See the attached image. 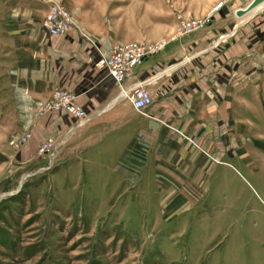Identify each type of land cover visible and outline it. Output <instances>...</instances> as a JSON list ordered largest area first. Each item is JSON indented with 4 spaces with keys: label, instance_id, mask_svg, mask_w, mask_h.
Instances as JSON below:
<instances>
[{
    "label": "rangeland",
    "instance_id": "rangeland-1",
    "mask_svg": "<svg viewBox=\"0 0 264 264\" xmlns=\"http://www.w3.org/2000/svg\"><path fill=\"white\" fill-rule=\"evenodd\" d=\"M60 1L79 26L110 33L113 44L164 40L155 53L217 26L222 41L204 55L201 75L169 93L186 107L195 95L205 100V162L194 196L173 195L190 192L188 173L102 180L98 164L81 156L84 142L40 126L46 111L64 109L45 108L64 87L40 100L24 83L39 80L28 65L41 56L36 39L63 35L42 27L47 2L0 0V264H264V0L222 17L227 0ZM159 100L138 109L144 151L158 129L148 109ZM173 119L159 126L195 144Z\"/></svg>",
    "mask_w": 264,
    "mask_h": 264
},
{
    "label": "crops",
    "instance_id": "crops-1",
    "mask_svg": "<svg viewBox=\"0 0 264 264\" xmlns=\"http://www.w3.org/2000/svg\"><path fill=\"white\" fill-rule=\"evenodd\" d=\"M249 1L227 0L219 16H227L230 11L235 14L236 8L245 6ZM95 16L94 19L97 18ZM84 25L86 30L80 27L93 39L98 49L109 53L114 37L110 33H100L88 23L84 22ZM217 29V26L204 27L169 42L159 52L146 56L122 83H118L105 67L95 64L98 49L79 36L74 28L63 35L39 36L36 45L41 56L30 58L28 64L30 74L33 68L38 69L39 80L26 76L24 83L33 90L37 89L40 100L48 98L54 87H64L75 94L76 103L92 116L85 125L73 126L77 117L72 113L64 109L46 111L40 118V126H53L62 131V135L67 131L64 140L69 135L73 140L84 142L81 146H85V150L81 156L89 163L98 164L94 171H99L97 174H102L100 178L104 181L123 182L130 178L128 175L140 172L177 176L188 173L189 179L194 181L190 192L173 195H197L192 191L198 188L199 165L205 162L201 144L206 146L207 107L205 100L201 106L199 95L197 98L195 95L191 107H186L182 96L174 102L169 93L172 87L195 81L201 75L206 62L204 55L222 41ZM142 79H150L152 100L160 99L159 106L148 109L147 115L157 119L154 122L158 129L154 131L147 151L141 144L145 135L139 130L145 124L142 111L125 107L123 100L126 97L120 93L122 87ZM164 118L168 122L174 118L173 126L191 134L196 143H187L180 135L160 127V120ZM128 127L131 129L128 130ZM133 139L138 144H133ZM143 164L148 165L145 168ZM175 164L179 165V170H173L171 165Z\"/></svg>",
    "mask_w": 264,
    "mask_h": 264
},
{
    "label": "built area",
    "instance_id": "built-area-1",
    "mask_svg": "<svg viewBox=\"0 0 264 264\" xmlns=\"http://www.w3.org/2000/svg\"><path fill=\"white\" fill-rule=\"evenodd\" d=\"M47 8L42 17V27L50 34H64L70 28H74L79 36L92 43L97 49L93 39L75 21L70 11L60 0H45ZM219 1L215 8L222 5ZM188 24H191L188 22ZM166 42L161 40L157 43H114L109 53L99 51L95 64L105 67L118 83L130 74L133 68L140 64L146 56L155 53L164 46ZM150 79H142L134 82L131 86L122 87L120 93L129 98L136 109H142L152 102V95L149 89ZM64 108L77 117L73 126H80L91 119V115L75 101V94L65 88H56L52 98L45 105V108Z\"/></svg>",
    "mask_w": 264,
    "mask_h": 264
},
{
    "label": "water",
    "instance_id": "water-1",
    "mask_svg": "<svg viewBox=\"0 0 264 264\" xmlns=\"http://www.w3.org/2000/svg\"><path fill=\"white\" fill-rule=\"evenodd\" d=\"M263 0H250L245 6L238 7L235 12L238 16H242L244 13L252 9L256 4L261 2ZM244 8V9H243Z\"/></svg>",
    "mask_w": 264,
    "mask_h": 264
}]
</instances>
